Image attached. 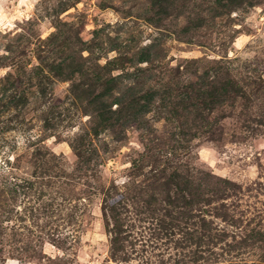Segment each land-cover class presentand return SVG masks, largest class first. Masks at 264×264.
I'll return each instance as SVG.
<instances>
[{
  "label": "rangeland",
  "instance_id": "obj_1",
  "mask_svg": "<svg viewBox=\"0 0 264 264\" xmlns=\"http://www.w3.org/2000/svg\"><path fill=\"white\" fill-rule=\"evenodd\" d=\"M0 264H264V0H0Z\"/></svg>",
  "mask_w": 264,
  "mask_h": 264
},
{
  "label": "trees",
  "instance_id": "obj_2",
  "mask_svg": "<svg viewBox=\"0 0 264 264\" xmlns=\"http://www.w3.org/2000/svg\"><path fill=\"white\" fill-rule=\"evenodd\" d=\"M213 80L214 82L218 81L217 74H215ZM235 84L231 85V89L232 91L237 90V88L239 89L240 92L237 91L236 95L243 96L247 93L243 87ZM226 85L229 86L228 83ZM225 103L226 101L224 102V104ZM117 110L118 109H114L113 106H108L106 107L105 111H107V114H112L117 112ZM101 111H104V109H102ZM197 125V121L194 120V126ZM208 176L210 178V181L205 180V182L203 183L204 187L207 188L209 186V189H212V195H218L220 190L214 188V186L212 185L214 184L212 181L213 176ZM177 177L178 176H176L175 178ZM195 182L196 181H194V178H191L188 185H184V183L183 185H181L180 183L176 182L174 184L177 187V191L173 193V186H171L172 184H169L168 190L166 189L163 191L162 189V192L164 193L159 192L152 195L155 205L154 208L151 207L153 203L150 202V200L146 201L147 207L153 210L150 211L149 209H147V211L152 216V219H157L158 229L159 231H161V233H164L166 231L168 232L169 236H175L178 233L176 232V230H179L182 234L184 233V237L189 234V232L186 231V228L188 222L191 219H195V216H193L194 205L202 202L200 200L203 192L198 193L202 183L196 184ZM209 189L208 191H210ZM158 194H161V196H158ZM128 199L129 197H126V195L122 192H117V190L115 192H110L107 198H105V210L107 209L106 215L108 217L109 232L112 233L113 236V256L118 257L117 259H120L122 262L128 261V253L126 251V245H124V240L127 239V230L125 229V225L127 223L126 202L128 201ZM159 211H162L161 216H158ZM182 227L185 229H182Z\"/></svg>",
  "mask_w": 264,
  "mask_h": 264
}]
</instances>
